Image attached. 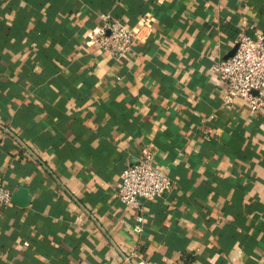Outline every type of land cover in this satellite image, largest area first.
I'll return each instance as SVG.
<instances>
[{
  "label": "crops",
  "instance_id": "1",
  "mask_svg": "<svg viewBox=\"0 0 264 264\" xmlns=\"http://www.w3.org/2000/svg\"><path fill=\"white\" fill-rule=\"evenodd\" d=\"M106 12L153 30L113 58ZM263 28L264 0H0V264H264V109L211 69ZM143 147L173 184L136 233L117 185Z\"/></svg>",
  "mask_w": 264,
  "mask_h": 264
},
{
  "label": "built area",
  "instance_id": "2",
  "mask_svg": "<svg viewBox=\"0 0 264 264\" xmlns=\"http://www.w3.org/2000/svg\"><path fill=\"white\" fill-rule=\"evenodd\" d=\"M101 20L89 33L88 43L120 59L138 41L149 37L155 17L147 12L136 24L128 25L111 12H106L101 15ZM236 44L238 46L232 56L217 60L211 67L226 87L223 104L232 107L237 99H242L251 111L260 112L264 109V28L256 31L254 36L240 31ZM210 132L204 129L206 139L210 138ZM172 184L169 171L155 162V152L150 147H143L135 162L122 170L117 196L133 213L134 232L143 231L142 199L162 197L171 190ZM11 203L12 190L0 174V213ZM24 244L28 245V241ZM123 262L131 264L129 257H125ZM172 264L190 263L178 260Z\"/></svg>",
  "mask_w": 264,
  "mask_h": 264
},
{
  "label": "water",
  "instance_id": "3",
  "mask_svg": "<svg viewBox=\"0 0 264 264\" xmlns=\"http://www.w3.org/2000/svg\"><path fill=\"white\" fill-rule=\"evenodd\" d=\"M237 44H235V46L233 47V49L230 51V53L228 54V56L227 57H229V56H232L234 53H235V51H236V49H237Z\"/></svg>",
  "mask_w": 264,
  "mask_h": 264
}]
</instances>
